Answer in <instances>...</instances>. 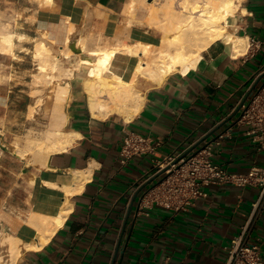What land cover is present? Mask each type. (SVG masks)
I'll use <instances>...</instances> for the list:
<instances>
[{
    "label": "crops",
    "instance_id": "obj_1",
    "mask_svg": "<svg viewBox=\"0 0 264 264\" xmlns=\"http://www.w3.org/2000/svg\"><path fill=\"white\" fill-rule=\"evenodd\" d=\"M127 1L0 0V12L17 17L15 29L28 36L42 28L62 41L60 24L66 20L135 41L142 26L128 21ZM241 5L235 33L264 44V0H242ZM20 40L15 47L20 57L0 51V227L20 239L38 240L54 224L50 218L63 211L66 215L44 244L23 249L13 264H223L232 237L257 199L256 187L210 184L207 195L187 209L153 205L147 213L139 211L143 188L133 195L146 180L151 159L210 132L207 138L213 139L227 129L213 146L218 164L230 170L264 165V140L254 139L246 124L234 122L238 111L227 119L258 77L262 52L247 47L234 54L229 42L216 39L184 72L171 71L159 82L137 76L144 101L128 119L117 111L92 114L78 83L67 86L66 93L64 85L55 87L45 114L36 111V122L45 126L41 134L49 128L65 130L69 143L39 158L28 149L20 155L11 148L33 97L28 83L32 61L22 53L28 40ZM126 129L159 141L155 154L122 161L119 149ZM18 144L27 146L22 138ZM39 212L52 217L41 215L40 220ZM246 238L260 244L264 258V197Z\"/></svg>",
    "mask_w": 264,
    "mask_h": 264
},
{
    "label": "bare ground",
    "instance_id": "obj_2",
    "mask_svg": "<svg viewBox=\"0 0 264 264\" xmlns=\"http://www.w3.org/2000/svg\"><path fill=\"white\" fill-rule=\"evenodd\" d=\"M240 1H127V19L130 23H138L140 26L146 25L143 27L148 30L146 36L149 39L147 41L141 42L138 37L133 43H130L123 41L124 38L120 36L105 33L98 34L99 36L96 38L100 42L96 41V43H91L90 46L83 39L78 41V49L82 53L79 57V63L86 65L88 72L85 73L86 77L83 80L82 87L90 112L94 115L105 116L111 111H117L126 119L132 117L139 111L144 101V94L136 85L137 76H148L159 82L171 71L180 70L184 72L195 55L216 39L229 42L233 47L234 54L247 49L248 40L235 33L237 15L244 9ZM33 13L36 15L35 12ZM27 15L26 17H28ZM19 22L17 17L15 22H11V24H8L9 21L0 22V51L7 52L12 57H17L15 47L21 43L17 44V42L20 39L27 38L28 40L29 38V34L19 32L14 28V26L19 25ZM74 24L66 20L61 22V31H59L62 34L60 38L64 45L59 48L52 45L53 41L57 40L55 37L48 31L37 28L39 36L38 40L35 41L37 46L32 51V57L38 61H48L47 67L40 71L42 75L48 73L55 75L53 72L56 70L58 62L74 58L75 51L69 49L66 45L67 42H65V38H68L69 33L76 28ZM63 33L66 34L65 38H63ZM48 42L51 44H48ZM42 62L41 65H43ZM110 77H114V79L110 80ZM67 86H70L68 80L62 86L65 93ZM66 133L65 130L59 128H49L42 136L27 137L26 148L21 149L15 145L13 149L17 153H21L20 155L26 152V149H35V153L39 158H45L52 150L62 149L69 143ZM39 213L40 220L49 217V215ZM41 215L42 218L44 216L46 218L42 219ZM65 215L66 211H63L53 217L50 216L52 218H49L52 219L54 224L52 227L51 224L49 225L51 228L47 230V236H41L38 240L33 238L20 239L1 230L0 264H13L23 249L35 248L44 244L46 238L62 223Z\"/></svg>",
    "mask_w": 264,
    "mask_h": 264
},
{
    "label": "built area",
    "instance_id": "obj_3",
    "mask_svg": "<svg viewBox=\"0 0 264 264\" xmlns=\"http://www.w3.org/2000/svg\"><path fill=\"white\" fill-rule=\"evenodd\" d=\"M248 48L253 52L260 50L264 56V44L258 38L250 37ZM261 73V78L241 104L234 120L235 123L246 124L247 132L258 140H264V63L259 75ZM226 133L227 129L219 132L213 139L204 138L187 153L184 151L193 143L151 159L152 166L143 179H148L160 170L162 172L143 187L139 211L146 212L153 205L173 210L187 209L196 198L207 195L205 187L210 184L231 183L256 187L257 199L251 202L249 214L240 231L232 237L223 264H264L260 244L246 238L249 224L264 197V165L252 164L244 170H230L215 162L212 159L213 146ZM158 143L149 135L126 129L119 154L122 161H127L134 155L155 154Z\"/></svg>",
    "mask_w": 264,
    "mask_h": 264
},
{
    "label": "rangeland",
    "instance_id": "obj_4",
    "mask_svg": "<svg viewBox=\"0 0 264 264\" xmlns=\"http://www.w3.org/2000/svg\"><path fill=\"white\" fill-rule=\"evenodd\" d=\"M156 2L160 1V0H155ZM242 3V0L240 1V4ZM16 20V17H14L12 14H3L0 12V22H10L8 24L14 23ZM144 27L146 26L145 24L143 25ZM142 26L141 31H140V35L139 37V41L144 42L147 41V39H149L148 36V30H146L147 28H144ZM14 28H16V26H14ZM81 27H76L74 30H72L69 35L68 38H65L66 34L63 33V38H65V42L67 47H69V49H71L69 43L73 42L75 44L76 47H78V41H80V39H83L84 42L90 46L91 43H96V41L100 42L99 39H97L96 37L104 34V33H100V32H91V31H87L84 30ZM72 33V34H71ZM99 34V35H98ZM38 36L39 35H33V36H29L28 38V42L25 43L24 50L22 51L23 54H25L24 57H26L27 59L31 60L32 62L31 65H29V72H30V80L28 81L29 83V88H30V93L33 95L30 104L28 105V113H27V117L28 119L25 120V117L23 116L19 123V128L16 132L17 135L15 136V140L13 141V145L11 148H14L15 145L18 146V142H19V138H22V140L27 144V137H39L42 136L46 130L44 131L43 134H41L42 132V128H44L45 126H42L41 124H37L36 122V118H37V114L36 111H38L39 115L45 114L49 102H50V98H51V94L53 92V90L55 89V87H59L60 85H65V82L68 80L70 82V87L73 86L75 83H78L81 85L83 84V80L86 77L87 72V68L86 65L84 64H80L79 63V57L82 53H80V51H75L74 54V58L72 59H67V60H63L58 62V65L56 67V70L53 72L55 75H50L49 73L46 75H42L40 73L41 70H43L45 67H47L48 65V61H38L37 59H33L32 57V51L36 48V43L35 41L38 40ZM70 36V37H69ZM123 41L125 42H134V41H129L124 39ZM60 43V44H59ZM48 44H51L50 42H48ZM55 48H59L61 46H63V41H53L52 44ZM27 49H26V48ZM73 50V49H71ZM19 57V56H17ZM43 63V65H41L40 63ZM82 67V68H81ZM71 69V70H70ZM72 72V74H71ZM87 72V73H86ZM70 73V74H68ZM86 73V74H85ZM72 78V79H71ZM71 79V80H70ZM110 80H113L114 77H110ZM72 81V82H71ZM55 84V85H54ZM73 84V85H72ZM54 85L53 89L52 86ZM51 89V91H50ZM83 89V87H82ZM35 101V102H34ZM35 103V104H34ZM35 105V107H34ZM33 109V110H32ZM32 110V111H31ZM21 123V124H20ZM20 134V135H19ZM30 144V143H29ZM32 145V144H30ZM30 153L35 154L36 155V150L35 149H28Z\"/></svg>",
    "mask_w": 264,
    "mask_h": 264
},
{
    "label": "water",
    "instance_id": "obj_5",
    "mask_svg": "<svg viewBox=\"0 0 264 264\" xmlns=\"http://www.w3.org/2000/svg\"><path fill=\"white\" fill-rule=\"evenodd\" d=\"M71 49L78 51V47L75 46V44L73 42L69 43ZM262 73L255 79V81L253 82V84L251 85V87L249 88L248 92L246 93V95L242 98V100L240 101V103L237 105V107L235 108V110L227 117V119L231 118L240 108L241 104L246 100V98L248 97L249 93L251 92V90L256 86L257 82L259 81V79L261 78ZM226 120V119H225ZM211 133V132H210ZM210 133L205 134L203 137L199 138L197 141H195L190 147H188L184 153H187L188 151H190L194 146H196L198 143H200L204 138H207L208 135ZM162 172V170L158 171L157 173H155L154 175H152L151 177H149L148 179H146L135 191L134 195H133V199L135 198V196L137 195V193L147 184L149 183L151 180L155 179L157 175H159Z\"/></svg>",
    "mask_w": 264,
    "mask_h": 264
}]
</instances>
